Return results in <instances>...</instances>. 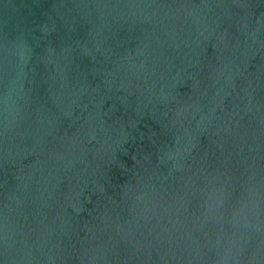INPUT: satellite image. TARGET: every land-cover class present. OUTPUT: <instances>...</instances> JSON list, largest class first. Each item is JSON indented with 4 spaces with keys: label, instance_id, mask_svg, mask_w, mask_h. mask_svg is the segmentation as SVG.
Returning a JSON list of instances; mask_svg holds the SVG:
<instances>
[{
    "label": "water",
    "instance_id": "1",
    "mask_svg": "<svg viewBox=\"0 0 264 264\" xmlns=\"http://www.w3.org/2000/svg\"><path fill=\"white\" fill-rule=\"evenodd\" d=\"M0 264H264V0H0Z\"/></svg>",
    "mask_w": 264,
    "mask_h": 264
}]
</instances>
